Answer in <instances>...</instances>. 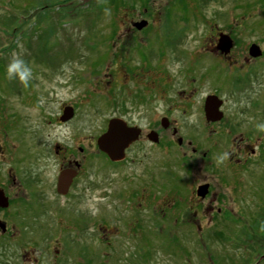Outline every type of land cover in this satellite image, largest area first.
I'll return each mask as SVG.
<instances>
[{
  "label": "rangeland",
  "instance_id": "rangeland-1",
  "mask_svg": "<svg viewBox=\"0 0 264 264\" xmlns=\"http://www.w3.org/2000/svg\"><path fill=\"white\" fill-rule=\"evenodd\" d=\"M96 1L14 0L16 13L31 11L24 14L26 24L15 30L14 55L25 54L33 67L45 101L41 115H54L67 102L76 113L68 124H48L38 117L35 99L22 121L31 128L38 125L40 138L47 142L75 138L93 156L91 160L88 154L90 163L85 156L77 186L62 197L53 188L56 156L50 152L45 171L52 189L47 187L37 210L17 212L16 236L0 240V264H76L81 255L85 263L88 251L93 264H264V169L250 165L233 190L218 185L214 192L224 198L219 203L225 209L207 211L194 198L197 177L180 166L188 139L198 147L212 143L198 107L202 93L213 86L203 82L184 99L185 55L208 44L212 28L232 29L240 61L233 70L249 77L254 64L264 69V0H146L150 10L159 8L172 16L155 24L148 21L147 30L127 40L121 32L133 19L150 20L140 14L143 6L136 3L133 8L125 0L115 13H100ZM43 3L46 8H39ZM200 14L207 23L200 21ZM125 41L133 44L121 54ZM253 43L262 52L257 58L247 54ZM243 56L255 61L241 64ZM140 65L156 66L154 75L150 70L154 83L148 82L150 73L145 81L129 72L130 66L139 70ZM259 72L252 83L248 79L245 92L243 83L232 86L239 96L222 92L226 113L245 126L251 121L248 104L264 100V70ZM5 82L0 72V85ZM113 117L126 118L143 134L149 126L162 129L166 117L177 128V139L169 126L157 143L139 142L124 160L110 162L88 142Z\"/></svg>",
  "mask_w": 264,
  "mask_h": 264
},
{
  "label": "flooded vegetation",
  "instance_id": "flooded-vegetation-1",
  "mask_svg": "<svg viewBox=\"0 0 264 264\" xmlns=\"http://www.w3.org/2000/svg\"><path fill=\"white\" fill-rule=\"evenodd\" d=\"M1 3H3V5H1ZM0 6L5 8L0 10V72L3 74L5 66L14 56L16 48L15 30L19 29V26L22 24H26L27 16L25 17V15H29L28 12L31 11L20 12V14L23 15L22 19H19L17 17L19 12L16 13L12 9L14 7V0H0ZM39 8H46V4H40ZM34 13L35 11H33L31 15ZM140 14L147 15L146 17H150V20H147V24L141 29H136L132 23H135L133 21H136L138 18L133 19L130 22L131 27H126L125 30L121 32L125 40H127L128 37L135 39L134 33L147 30L150 27L149 25H151L150 22L155 24L156 21L161 18L166 21L169 15L172 16V12L161 11L159 8L150 11L143 9ZM200 21L207 23L203 14H200ZM212 23L213 25L216 24L215 21H212ZM127 31H129L128 34ZM211 33L213 34L210 36V42L204 47L199 48V52L185 55L187 58H185L184 61V74L186 77L185 79L188 80V89L181 94H183L184 99L187 101L188 98L190 99L193 94L197 93L198 87L203 82H210L212 84L213 89H208L202 93L203 97L198 107L205 127L212 133V137H210L212 143L209 144L207 142L209 146L204 145V147H198L192 140L188 139V141H186L187 146L183 145L187 148L188 153L185 154L187 156L185 160L183 159V161H181L180 166L183 167L185 173L191 172L197 177L198 181L192 186L194 191L199 185H207V192L204 197H199L195 193L194 198L199 202L198 205L204 204L203 208L207 211H220L225 208L219 203V201L224 200V198L219 197V193L214 192V189H217L218 185L219 187H230L231 190H233V188H236L239 184L237 181L239 175H243L244 171L250 169V165L256 164V166L252 168L262 172L264 169V129L259 127V125H264V108H261L264 100L261 104L259 103V99L256 98L249 103L250 105L248 104L247 107L251 115V125L248 124L245 126L243 123L234 121L226 113V100L221 98V96L225 94H222V92L229 91L232 95L239 96L234 92L235 90L232 89V86H238L239 83H243L245 89L248 79H250L252 83L260 73L259 71L264 69L257 66V70L254 64L248 71L250 72L249 77L247 74H239L236 68L233 70V67L240 64V61L234 54L235 40L233 39L232 29L212 28ZM221 35H226L231 41V47L227 53L221 51L219 47L218 43ZM132 44L131 41H125L122 44L124 48L123 50H119V53H124V50L129 49ZM29 45L30 44L27 45V43L24 44L25 51H29ZM21 57L28 61L25 54ZM243 57L245 61L241 64H251V61H255L254 59H250L252 57ZM146 66L140 65L138 68L139 70L134 66H130L129 72L141 79L144 76L146 81V75L150 73V70L152 75H154L153 69L156 67L155 65L150 68ZM122 69L124 72L123 67ZM151 73L148 82L154 83V77H152ZM15 81L6 78L5 84L0 85V240L3 241H7V239L16 236L15 217L17 212L26 214L32 210H37V208L41 206L39 202L42 195L45 194L47 187L49 186L52 189L51 183L47 181L45 171L47 167L45 162L50 152L56 156L53 161L56 171L53 188L55 192L62 197H68L77 186L78 179L84 172L85 156L87 161H89L88 154L91 155V160L93 156V153H91L83 143L79 145L75 142V138L66 141L47 142L40 138L41 133L37 132L40 130L38 125L33 124L34 127H28V124L23 122L22 119L24 114H26L25 111L30 110V105L34 103L35 99H39L35 105L39 110L38 117L40 119H45L48 124L55 123L58 125H65L73 121V118L76 116L75 107L70 102L63 103L60 105L56 114L49 117L42 116L40 110L41 106L44 107L45 101L42 98L38 83H36L35 79H32L28 87L22 86L18 81V83H15ZM228 88H230V90H225ZM245 91L246 89L242 92ZM208 95H215L221 100V104L218 107L221 117L218 120L208 119L205 115L204 102ZM261 96L263 98L264 91ZM66 108L72 109V115L70 118L62 120L61 116ZM122 120L127 126H135L140 129L138 138L125 148L123 160L139 142H148L150 144L157 143L159 139L162 138L161 134L167 131L170 126V122L162 129H159L155 125L149 126L147 128L148 132H144V136L142 128L135 124H131L126 118ZM170 127L171 137H176L178 134L177 128L174 132V127ZM34 130L36 131L32 132ZM152 132L157 133V142H153L149 139L148 135ZM89 141L88 144L90 148L93 149L95 140ZM176 141L180 147L182 145V138L179 137ZM164 143L167 145L166 141ZM192 143L193 145H191ZM224 153H227V157L221 160L220 157L223 156ZM251 158L252 161H250ZM69 169L75 170L76 173L63 194L57 190L58 176L62 171ZM257 179L262 180L263 178L257 177ZM218 204L220 205L218 206ZM56 257H58V255H56ZM83 258V255L80 257L78 256L77 259L79 263L76 264H93V254H91V252H87L85 263ZM59 259L60 257L58 261Z\"/></svg>",
  "mask_w": 264,
  "mask_h": 264
},
{
  "label": "water",
  "instance_id": "water-1",
  "mask_svg": "<svg viewBox=\"0 0 264 264\" xmlns=\"http://www.w3.org/2000/svg\"><path fill=\"white\" fill-rule=\"evenodd\" d=\"M147 24L145 20H140L133 23L136 29H141ZM219 47L221 51L227 53L231 47V41L226 35H221L219 39ZM250 57H257L261 54L259 47L256 44H251L248 49ZM221 104V100L215 95H208L205 98L204 108L205 115L208 119L218 120L221 117L218 107ZM72 115V109L66 108L61 116L62 120L70 118ZM168 120L166 118L161 119V126L166 127ZM175 131V129H174ZM140 129L135 126H127L126 123L120 118H111L107 122V126L104 132H102L96 138V147L100 152H103L110 161L117 162L124 158V150L130 143L138 138ZM149 139L153 142H157L158 138L155 132L148 135ZM75 170H64L58 176L57 190L60 193H65L72 177L75 175ZM207 192V185H201L197 188L196 194L204 197Z\"/></svg>",
  "mask_w": 264,
  "mask_h": 264
},
{
  "label": "clouds",
  "instance_id": "clouds-1",
  "mask_svg": "<svg viewBox=\"0 0 264 264\" xmlns=\"http://www.w3.org/2000/svg\"><path fill=\"white\" fill-rule=\"evenodd\" d=\"M4 74L9 80H16L22 86L28 87L34 77L33 67L28 61L19 55H14L5 66ZM264 129V125H259ZM227 153L220 157L221 160L226 159Z\"/></svg>",
  "mask_w": 264,
  "mask_h": 264
},
{
  "label": "trees",
  "instance_id": "trees-1",
  "mask_svg": "<svg viewBox=\"0 0 264 264\" xmlns=\"http://www.w3.org/2000/svg\"><path fill=\"white\" fill-rule=\"evenodd\" d=\"M65 1V0H63ZM125 0H97L94 4V6L96 5L98 8H97V11H99L100 13L102 11H109L111 13H115L118 9H120L125 3H124ZM136 3L138 4V7H142V10L143 9H146L147 11L150 10L146 4V0H131V7L134 8V6L136 5ZM81 9V8H79ZM170 10V9H169ZM64 15V14H62ZM62 18V16L60 17Z\"/></svg>",
  "mask_w": 264,
  "mask_h": 264
}]
</instances>
